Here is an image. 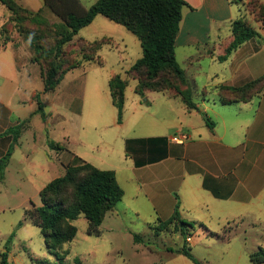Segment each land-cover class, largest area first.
<instances>
[{"label":"crops","instance_id":"1","mask_svg":"<svg viewBox=\"0 0 264 264\" xmlns=\"http://www.w3.org/2000/svg\"><path fill=\"white\" fill-rule=\"evenodd\" d=\"M183 1L186 5L182 10L175 53L193 89L197 109L189 110L174 91L147 90L144 96L138 95L135 92L138 80L127 74L138 59L125 71L124 77L121 75L127 81L136 82L132 90L138 99L133 110L128 111V81L122 123H118L117 117L111 123L116 129L118 154L105 157V164L111 165V169L105 170L115 171L124 197L105 215V234L119 242L121 236L138 235L137 225L141 224L146 227V232L157 237L164 233H181L177 220L168 227L171 232L156 235L152 229L160 222L171 220L178 206L181 220L196 223L200 227L198 232L203 231L206 235L231 225L250 229L252 235L248 231L245 234L250 235L248 241L252 240L251 254L264 248V91L244 101L224 104L218 88L241 87L264 75V45L261 43L264 29L255 26L261 37L245 42L225 61H220L219 57L226 54L233 41L232 23L240 17L233 0ZM241 1L247 3L250 0ZM41 4L37 9L23 5L30 11H38L44 7V2ZM9 18V13H0V28ZM78 40L88 44L105 40V45L96 52L95 60L83 62L68 71L62 83L70 73L87 63L103 64L100 51L104 46L114 47L109 37L90 41L78 34L74 41ZM33 65L37 64L19 62V49L13 42L0 46V161L14 145L15 136L8 133L9 129L25 123L14 145L13 156L22 134L38 115L37 95L42 93V99L45 95L41 70L37 65L38 72ZM36 75L42 81V89L31 81ZM116 75L113 73L108 80L111 101L109 82ZM62 83L57 89H61ZM196 94L201 97L200 103L194 100ZM141 99L146 106L142 105ZM76 101V98L72 100ZM73 105H69L68 111L76 120L81 117L83 108L72 111ZM61 118L66 124L72 116L61 115ZM207 118L214 123L212 129ZM178 133L188 136L184 144L171 141ZM66 136L73 138L72 134ZM55 144L62 148L56 152V163L64 169L81 157L76 150ZM108 147L110 145L105 141V148ZM9 162L5 172H8ZM7 176L5 174L4 183ZM121 177L124 183H121ZM115 218L119 222L107 220ZM145 241L134 246L136 254L148 261L149 252L153 250L150 247L144 250L142 244ZM168 254L152 264H194L177 252L168 250Z\"/></svg>","mask_w":264,"mask_h":264},{"label":"rangeland","instance_id":"2","mask_svg":"<svg viewBox=\"0 0 264 264\" xmlns=\"http://www.w3.org/2000/svg\"><path fill=\"white\" fill-rule=\"evenodd\" d=\"M14 1L26 10L28 9L25 6L37 9L44 2V0ZM80 1L84 7L89 8L97 0ZM232 4L237 8L240 17L245 18L253 26L263 28L259 5H264V2L250 0L242 3L241 0H233ZM0 10L10 14L3 5H0ZM26 12L28 11L20 12L21 20H8L1 26L0 44L5 39L10 40L19 49L20 63L24 61L35 63L34 59L37 58L40 70L46 71L51 60L37 54L32 38L35 35H41L42 39L35 43L42 44L46 50H51L58 39L56 27L61 21L47 8L36 16ZM79 37L90 41L109 37L112 38L114 47L104 46L100 51L99 55L103 64L93 62L85 64L82 68L70 73L63 83L61 82V89L45 94L43 99L41 97L47 118L44 120L38 114L32 119L30 127L19 140V146L9 162L8 172H5L8 180L6 183L0 180V252L4 251L5 243L11 233L16 232L8 264H39L35 261L37 259L56 262L55 257L47 251L40 228L27 215V211L34 205H41L42 188L65 173L63 166L56 163L58 150L51 149L49 142L59 143L76 150L83 161L103 170L111 169L110 164H105V157L109 154L114 156L118 154L119 146L115 141L116 129L111 124L117 117V111L109 95L108 80L113 73L124 77L125 71L142 56V48L135 35L124 26L102 15L95 17L90 25L83 28L79 32ZM261 43L264 45V38ZM74 49L88 55L83 43L77 44L74 48L70 46L67 62L69 60L74 62ZM178 56L181 59L180 53ZM37 65H33L32 68H36L39 72ZM31 81L42 89L39 76L32 77ZM128 81L127 106L130 111L135 107L138 95L132 90L136 82L132 79ZM74 98L77 99L75 103L72 102ZM194 100L200 103V95L196 94ZM141 102L143 106H146L144 99H141ZM70 104L74 107L72 111H75L77 107L83 108L81 117H76V120L75 116L68 111ZM61 115L72 116V119L65 124ZM67 134H72L73 138H67ZM105 141L109 143L110 148H105ZM120 179L121 183H124L123 177ZM107 220L119 222L117 218ZM20 222L23 223L22 227H18ZM73 224L78 230L74 240L65 244L64 249L69 251L65 259L66 264H75L76 259H79L81 264H152L159 262L162 257L169 256L168 250L176 252L183 246L188 247L202 264H253L249 258L252 240L248 241L250 235L247 237L245 234L248 231V234L252 235V232L244 227L237 228L231 225L214 229L213 234L206 235L203 231L198 232L200 227L195 223L194 230L189 229L190 232L192 231L190 233L192 240L188 242L181 233H164L157 237L154 233L146 232V227L142 224L137 225L136 233L143 235L141 236L143 242L146 240L142 247L144 250H148L149 247L153 250L149 252L147 261L136 254L134 245L138 243L132 235L131 238L121 236L120 241L117 242L115 238L105 234V220L101 225L100 236L88 233V221L83 215L74 220ZM175 230L178 231V227ZM251 237L253 239V236ZM109 251L110 254H108Z\"/></svg>","mask_w":264,"mask_h":264},{"label":"trees","instance_id":"3","mask_svg":"<svg viewBox=\"0 0 264 264\" xmlns=\"http://www.w3.org/2000/svg\"><path fill=\"white\" fill-rule=\"evenodd\" d=\"M1 3L10 11L9 20L12 21L22 19L19 17L21 11H28L26 13L36 16L45 8L49 9L61 21L56 27L59 28L56 29L58 39L51 50H46L42 44H36L42 39L41 35H35L32 38L37 54L51 60L48 69L41 70L44 94L54 92L68 71L81 66L83 62L95 60L94 56L105 45V40L88 44L83 40L74 41V39L83 28L93 22L95 17L102 15L110 21L124 26L141 43L142 57L127 72L129 76L138 80L135 89L138 95L144 96L147 90L174 91L182 97L189 110L197 109L193 101V89L189 86L185 71L177 61L175 53V42L180 30L182 10L186 5L183 0H97L89 8L84 7L80 0H44V7L38 11L26 10L14 0H1ZM259 10L260 21L264 29L263 4L259 5ZM232 33L233 41L226 54L219 57L220 61H225L245 42L261 37L258 29L243 17L237 18L232 23ZM8 42L11 41L5 39L0 46L6 45ZM80 43L86 46L88 55L81 54L77 49H74V62L72 60L67 62L68 48L70 46L74 48ZM34 62L40 66L37 58L34 59ZM66 65L67 67H65ZM127 86L128 81L123 79L120 74L114 76L109 82L112 101L118 111L117 121L119 124L123 120ZM218 91L220 100L224 104L247 100L255 93L264 91V75L241 87L220 86ZM41 94L37 95V113L45 120L47 115ZM206 122L211 129L214 127L210 118H207ZM24 125L23 122L9 129L8 133L15 136L14 145L18 141ZM14 145L0 161L1 181L4 180L5 170L14 151ZM49 146L51 149H62L54 142H49ZM65 169V174L62 177L52 180L40 191L41 205H34L27 211L32 222L40 228L47 251L56 259L55 263L46 259L35 260L39 264H66L65 259L69 251L65 250L64 246L74 240L78 230L73 221L83 215L88 221V233L100 236L105 215L112 211L124 196L115 171L98 169L81 158H77L76 163L66 166ZM176 220L180 223V232L187 241L192 233L189 229L194 230L195 224H187L181 220L178 206L171 220L160 222V225L152 229L156 235H159L161 232L168 231V227ZM22 225L23 223L20 222L18 227H22ZM15 236L16 232L13 231L5 243L4 251L0 252V264H8ZM134 240L137 243L143 241L136 234ZM176 252L184 255L194 264H202L186 246ZM249 258L253 264H264V248H258L257 251L249 255ZM75 264H81L80 260L76 259Z\"/></svg>","mask_w":264,"mask_h":264},{"label":"built area","instance_id":"4","mask_svg":"<svg viewBox=\"0 0 264 264\" xmlns=\"http://www.w3.org/2000/svg\"><path fill=\"white\" fill-rule=\"evenodd\" d=\"M188 139L186 134L178 133L171 138V141L177 144H184ZM191 237L187 238L188 242H191Z\"/></svg>","mask_w":264,"mask_h":264}]
</instances>
